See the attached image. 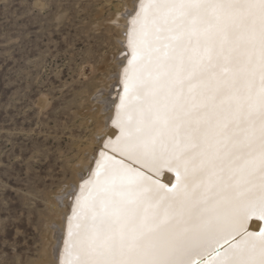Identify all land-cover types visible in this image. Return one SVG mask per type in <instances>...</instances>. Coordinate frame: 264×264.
I'll use <instances>...</instances> for the list:
<instances>
[{
	"label": "snow or ice",
	"instance_id": "obj_1",
	"mask_svg": "<svg viewBox=\"0 0 264 264\" xmlns=\"http://www.w3.org/2000/svg\"><path fill=\"white\" fill-rule=\"evenodd\" d=\"M127 48L59 264H264V0H138Z\"/></svg>",
	"mask_w": 264,
	"mask_h": 264
},
{
	"label": "rangeland",
	"instance_id": "obj_2",
	"mask_svg": "<svg viewBox=\"0 0 264 264\" xmlns=\"http://www.w3.org/2000/svg\"><path fill=\"white\" fill-rule=\"evenodd\" d=\"M127 1L0 0V264H34L52 250L50 225L89 167L76 147L93 152L102 138L82 115L112 89L120 35L105 27Z\"/></svg>",
	"mask_w": 264,
	"mask_h": 264
},
{
	"label": "bare ground",
	"instance_id": "obj_3",
	"mask_svg": "<svg viewBox=\"0 0 264 264\" xmlns=\"http://www.w3.org/2000/svg\"><path fill=\"white\" fill-rule=\"evenodd\" d=\"M125 1V0H124ZM127 1V0H126ZM133 1V0H132ZM131 1V2H132ZM128 2V1H127ZM137 3H138V0H135V2H134V5L132 6V7H130V8H128L127 6H125V7H127V8H125V11H123V12H118V13H116L115 15H113L111 18H109L108 19V21L107 22H110V23H112L111 25H108L107 27H105V29L106 30H108V31H112V30H116L117 32H119L118 34L120 35L119 36V40L120 41H118L117 42V40H115L119 45L118 46H120V48H121V50L120 51H117V53L115 54V57L117 58V55L118 54H121L122 52H125L124 54H122L121 55V57H119V58H115L114 57V59H113V61H115V63L117 64V67H118V69L117 70H115V71H117V73H116V75L114 76V83L113 82H111V80H110V82L111 83H113L112 84V89L109 91V93L108 92H105L106 90H108V89H106L105 91L103 90V91H101L100 93H98L95 97H94V99H93V102H98L99 104L96 106L95 104H91L90 103V105H89V107H86V108H84V109H86V110H84V111H86L85 112V114H83L82 116L84 117V119L86 120V119H88V120H91L92 122H93V128H96V129H98V131H95V132H97V133H94V134H96V139L97 138H100L99 136H101L102 138H101V141L99 140V146H98V148L96 147V149H95V151H93L92 152V146H88L87 144H85L84 145V143L81 145L82 147H80L79 148V150H78V148L76 147V151H77V154H76V156L78 155V158H77V160H78V166H80V165H82V166H84L83 165V161H84V158L82 157L85 153H89V154H87L88 155V157H89V167L86 169L87 171H86V173L84 174V175H81L80 176V174H82L81 172H79L80 174H79V178L78 179H76L77 181L76 182H74L73 181V183H76V184H74V187L72 188V193H71V196H70V201H69V203H68V208H67V210L65 211V210H61V209H63V208H61L60 207V210H59V212H58V214H56L57 215V220H58V222L57 223H55V225H50V229H51V231H50V237H51V239H53L52 241H54L53 242V246H52V250H51V252H49V254L48 255H46L47 253H42V255L40 256V258H39V261L37 262V263H34V264H59V261H60V258H61V249H62V247H63V243H64V240H65V238H66V234H67V224H68V219H69V217L71 216V214H72V210H73V206H74V198L77 196V194H78V191H79V188H80V186H81V184L83 183V180H87L88 178H89V175H90V173H91V171L93 170V167H94V156H95V154L98 152V150H99V148H100V146L102 145V143H103V141L108 137V136H110V135H112L113 133H114V129L111 127V124H110V121L113 119V116H114V112H115V107H116V104H118V99H112V100H110L109 102H110V104H111V111H105V109H104V107L102 106V101H104V99H105V97H106V95H111V97H109V98H115V97H118V95L119 94H121L122 93V84H121V76H122V72H123V67L124 66H126V64H127V58H128V55H129V53H128V48H127V36H128V29H129V26H130V16L136 11V6H137ZM126 5H127V3H126ZM124 7V6H123ZM121 10H123V8L121 9ZM120 10V11H121ZM112 33V32H111ZM109 34V33H108ZM113 39H114V37H113ZM114 44V43H113ZM117 45V44H116ZM115 46V45H114ZM112 49H114V48H112ZM114 51V50H113ZM106 54V53H105ZM119 56V55H118ZM102 57V56H101ZM110 58V57H109ZM103 62H104V59H103ZM104 64V63H103ZM103 64H102V66H103ZM114 64V63H113ZM100 66V65H99ZM106 66H108V63H107V65ZM116 68V67H115ZM93 69V68H92ZM112 69H114L113 67H112ZM107 72V71H106ZM115 73H113V74H115ZM111 74V73H110ZM112 75V74H111ZM107 76V75H106ZM109 77V76H108ZM107 77V78H108ZM100 79L102 78V77H99ZM107 78H106V80H107ZM110 78V77H109ZM112 78V77H111ZM99 80V79H98ZM96 81V80H95ZM106 84V83H105ZM110 84V83H109ZM100 85V84H99ZM104 85V84H103ZM97 88H99V87H97ZM102 88H103V86H102ZM106 88V87H105ZM104 88V89H105ZM95 89V88H94ZM97 92V91H96ZM96 92H94V93H96ZM108 93V94H107ZM101 94H103V95H101ZM93 95V94H92ZM92 102V101H91ZM81 104V103H80ZM88 104V103H87ZM88 106V105H87ZM92 106V110H90V107ZM82 109V108H81ZM94 110H95V112H94ZM80 113V112H79ZM107 115V116H106ZM87 120V121H88ZM92 122H90V124L92 123ZM83 126H85V125H83ZM86 129V128H85ZM103 132V133H102ZM88 133H90L89 131H88ZM103 135H102V134ZM91 134V133H90ZM90 136V135H89ZM92 136V135H91ZM85 138V137H84ZM87 139H88V137H87ZM78 140V139H77ZM89 142H90V140H88ZM85 142H87V140L85 141ZM92 142V141H91ZM95 143V142H94ZM98 144V143H97ZM73 147L75 146V145H72ZM78 146V145H77ZM72 148V147H71ZM75 150V149H74ZM73 150V151H74ZM75 151V152H76ZM74 152V153H75ZM71 156H69V158H70ZM87 156H85V158H86ZM68 158V159H69ZM75 158V157H74ZM73 158V159H74ZM71 160V159H70ZM86 160V159H85ZM73 161V160H72ZM71 161V162H72ZM74 163V162H73ZM72 163V164H73ZM86 162H84V164H85ZM66 164V163H65ZM75 164H76V161H75ZM70 165H71V163H70ZM67 166V168H68V165H66ZM86 166V165H85ZM69 167H71L72 168V166H69ZM81 167V166H80ZM75 168H77V166L75 167ZM76 170V169H75ZM82 169H78V171H81ZM74 171V170H73ZM77 171V170H76ZM84 173V172H83ZM76 175H78V173L76 174ZM81 178H83V180L81 179ZM165 179L167 180V182L169 183V185L171 184V182H173V180H174V177H170V174H165ZM163 182V181H162ZM73 186V185H72ZM59 187V186H58ZM61 188H63V187H61ZM69 188V187H68ZM66 190H68V189H66ZM70 190V189H69ZM63 192H64V190H62ZM62 192V193H63ZM70 193V192H69ZM64 195V194H63ZM68 195V194H67ZM58 197V196H57ZM61 197H62V195H61ZM56 198V197H55ZM63 198V197H62ZM61 199V198H60ZM60 199H54V202H52L51 200H50V202H52V204L54 203L55 205L54 206H52L53 207V209H51V207L49 206V208H50V211L51 210H53V211H58V209H57V207L59 208V206H58V204L60 203L61 204V202H60ZM63 201V200H62ZM50 202H49V204H50ZM64 202V201H63ZM64 204V203H63ZM61 206V205H60ZM63 206V205H62ZM64 209H65V207H64ZM51 214H53L52 212H51ZM50 214V215H51ZM55 215V214H54ZM56 219V218H55ZM54 219V220H55ZM50 223V222H49ZM54 223V222H53ZM51 224V223H50ZM49 226V225H48ZM261 226V229L262 228H264V221H261V220H258V219H252V220H250L249 222H248V230L250 231V232H252L253 234H255V232H257L258 230H259V227ZM49 229V230H50ZM260 229V230H261ZM49 232V231H48ZM46 233V232H45ZM49 234V233H48ZM47 234V235H48ZM46 236V235H45ZM49 237V236H48ZM48 239V238H47ZM46 242V241H45ZM49 242H47V244H48ZM47 244H46V246H47ZM50 244H51V242H50ZM47 249H48V247L47 248H45L43 251H47ZM49 251V250H48ZM53 259V261H51L52 259ZM51 259V260H50Z\"/></svg>",
	"mask_w": 264,
	"mask_h": 264
},
{
	"label": "water",
	"instance_id": "obj_4",
	"mask_svg": "<svg viewBox=\"0 0 264 264\" xmlns=\"http://www.w3.org/2000/svg\"><path fill=\"white\" fill-rule=\"evenodd\" d=\"M261 226L259 227V230L257 232H255V234H258L260 232Z\"/></svg>",
	"mask_w": 264,
	"mask_h": 264
}]
</instances>
